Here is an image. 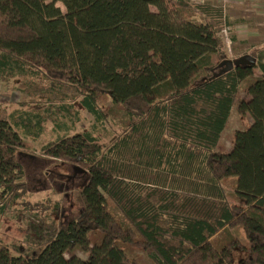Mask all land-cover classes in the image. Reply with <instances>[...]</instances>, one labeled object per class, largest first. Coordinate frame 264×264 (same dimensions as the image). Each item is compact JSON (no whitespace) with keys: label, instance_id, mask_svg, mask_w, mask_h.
I'll use <instances>...</instances> for the list:
<instances>
[{"label":"trees","instance_id":"obj_1","mask_svg":"<svg viewBox=\"0 0 264 264\" xmlns=\"http://www.w3.org/2000/svg\"><path fill=\"white\" fill-rule=\"evenodd\" d=\"M222 20L189 0H0V58L78 92L96 123L103 96L127 116L108 147L93 129L42 148L87 171L79 211L34 256L0 241V264H141L125 246L153 264H264V62L225 71ZM243 83L252 124L223 153ZM19 117L0 116V204L26 194ZM76 250L86 259L66 258Z\"/></svg>","mask_w":264,"mask_h":264},{"label":"rangeland","instance_id":"obj_2","mask_svg":"<svg viewBox=\"0 0 264 264\" xmlns=\"http://www.w3.org/2000/svg\"><path fill=\"white\" fill-rule=\"evenodd\" d=\"M58 7L63 13L66 12L61 4ZM222 38L225 41L226 34ZM225 47L229 60L236 61L245 55L246 46L241 43H225ZM250 54L256 55L254 52ZM81 99L82 96L75 90L51 85L42 77L24 75L13 63L0 58V116L14 123L12 115L20 114L16 121L20 125L16 131L31 145L30 150L19 153V160L26 172L25 197L7 205L0 204V241L14 255L34 256L39 253L48 239L76 217L81 205L79 191L88 179L87 172L76 171L75 166L46 157L42 148L67 131L69 135H76L93 129L94 136L105 148L115 141L123 129L127 116L109 96L98 100V106L105 115L103 124L96 123L81 106ZM244 99H249L246 83L239 88L217 151L230 152L235 132L249 126L251 116L241 115L238 111L239 103ZM226 189L230 192L232 183L226 184ZM115 213L120 215L118 211ZM231 232L244 240L241 229H231ZM90 238L93 246H97L102 243L104 234L95 231ZM125 248L128 255L141 264H153L143 251L129 246ZM72 255L82 259L87 257L76 250L67 253L66 258Z\"/></svg>","mask_w":264,"mask_h":264},{"label":"crops","instance_id":"obj_3","mask_svg":"<svg viewBox=\"0 0 264 264\" xmlns=\"http://www.w3.org/2000/svg\"><path fill=\"white\" fill-rule=\"evenodd\" d=\"M189 1L220 8L223 17L221 35L223 37V34H226L224 42L241 43L242 46H246L245 55L254 52L261 57L260 61L264 62V0ZM256 71V76L261 75L259 70Z\"/></svg>","mask_w":264,"mask_h":264},{"label":"water","instance_id":"obj_4","mask_svg":"<svg viewBox=\"0 0 264 264\" xmlns=\"http://www.w3.org/2000/svg\"><path fill=\"white\" fill-rule=\"evenodd\" d=\"M225 71H230L233 68H236L238 66H255L257 64V59L251 55H244L237 59L236 61L232 60H226L225 61ZM79 171L87 172L84 169L80 167H76Z\"/></svg>","mask_w":264,"mask_h":264},{"label":"flooded vegetation","instance_id":"obj_5","mask_svg":"<svg viewBox=\"0 0 264 264\" xmlns=\"http://www.w3.org/2000/svg\"><path fill=\"white\" fill-rule=\"evenodd\" d=\"M71 166V165H70ZM76 171H79L78 169H75ZM82 172V171H81ZM84 173V172H83Z\"/></svg>","mask_w":264,"mask_h":264}]
</instances>
